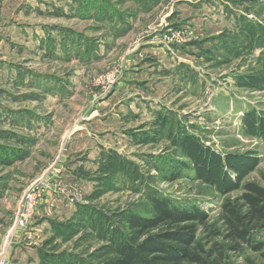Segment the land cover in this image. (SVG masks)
Wrapping results in <instances>:
<instances>
[{
  "label": "rangeland",
  "instance_id": "rangeland-1",
  "mask_svg": "<svg viewBox=\"0 0 264 264\" xmlns=\"http://www.w3.org/2000/svg\"><path fill=\"white\" fill-rule=\"evenodd\" d=\"M262 173L264 0H0V264H101L151 197L217 222Z\"/></svg>",
  "mask_w": 264,
  "mask_h": 264
},
{
  "label": "trees",
  "instance_id": "trees-1",
  "mask_svg": "<svg viewBox=\"0 0 264 264\" xmlns=\"http://www.w3.org/2000/svg\"><path fill=\"white\" fill-rule=\"evenodd\" d=\"M149 202L148 216L126 217L127 232L110 239L112 254L101 264H229L224 261L228 252L263 247L253 234L264 229V173L260 181L245 182L238 195L223 199L217 222L166 198Z\"/></svg>",
  "mask_w": 264,
  "mask_h": 264
},
{
  "label": "built area",
  "instance_id": "built-area-1",
  "mask_svg": "<svg viewBox=\"0 0 264 264\" xmlns=\"http://www.w3.org/2000/svg\"><path fill=\"white\" fill-rule=\"evenodd\" d=\"M42 189L34 188L26 191L20 198L17 213L15 214V224L25 227L35 214L36 207L42 197ZM4 263V261H2ZM1 263V264H3Z\"/></svg>",
  "mask_w": 264,
  "mask_h": 264
},
{
  "label": "crops",
  "instance_id": "crops-1",
  "mask_svg": "<svg viewBox=\"0 0 264 264\" xmlns=\"http://www.w3.org/2000/svg\"><path fill=\"white\" fill-rule=\"evenodd\" d=\"M44 209L46 208V207H43Z\"/></svg>",
  "mask_w": 264,
  "mask_h": 264
}]
</instances>
